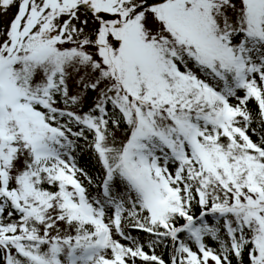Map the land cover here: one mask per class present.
Wrapping results in <instances>:
<instances>
[{
    "label": "snow or ice",
    "instance_id": "obj_1",
    "mask_svg": "<svg viewBox=\"0 0 264 264\" xmlns=\"http://www.w3.org/2000/svg\"><path fill=\"white\" fill-rule=\"evenodd\" d=\"M0 264H264V0H0Z\"/></svg>",
    "mask_w": 264,
    "mask_h": 264
},
{
    "label": "rangeland",
    "instance_id": "obj_2",
    "mask_svg": "<svg viewBox=\"0 0 264 264\" xmlns=\"http://www.w3.org/2000/svg\"><path fill=\"white\" fill-rule=\"evenodd\" d=\"M14 12H15V9L13 8L6 15H4L3 17H0V20H2L4 23H7L12 18Z\"/></svg>",
    "mask_w": 264,
    "mask_h": 264
}]
</instances>
